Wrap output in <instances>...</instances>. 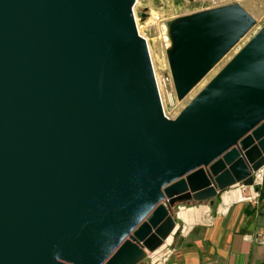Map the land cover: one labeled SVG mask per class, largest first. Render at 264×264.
<instances>
[{"label": "water", "instance_id": "95a60500", "mask_svg": "<svg viewBox=\"0 0 264 264\" xmlns=\"http://www.w3.org/2000/svg\"><path fill=\"white\" fill-rule=\"evenodd\" d=\"M135 7L0 0V264H143L175 208L264 169V27L172 119ZM256 25L239 4L166 22L178 102Z\"/></svg>", "mask_w": 264, "mask_h": 264}, {"label": "rangeland", "instance_id": "374dc122", "mask_svg": "<svg viewBox=\"0 0 264 264\" xmlns=\"http://www.w3.org/2000/svg\"><path fill=\"white\" fill-rule=\"evenodd\" d=\"M232 4L241 5L256 20V27L218 64L183 102H178L174 86L172 87L168 81L171 74L166 51L170 47V42L167 38L166 22L177 17ZM142 13L147 15L144 21L140 17ZM135 16L139 32L148 43L155 76H157L159 81L162 80L160 81V87L165 113L167 117L174 119L264 27V0H136ZM263 178V173H261V175L255 177V185L253 187L231 189L217 198L215 207H204L214 215L218 208L220 209L224 203L226 204V198H229L232 203L237 202L233 199V194L236 193H241L243 198L241 201L246 202L252 195L256 194V188L260 189ZM178 215L177 213L174 214V219L179 230L174 235L165 256L161 258L158 264H167L174 254L176 245H180L182 237L190 228L187 225L189 222L186 218H181ZM203 219L199 217L198 221L205 222L206 219L205 221ZM143 264H152V261L148 258Z\"/></svg>", "mask_w": 264, "mask_h": 264}, {"label": "crops", "instance_id": "0c3cea01", "mask_svg": "<svg viewBox=\"0 0 264 264\" xmlns=\"http://www.w3.org/2000/svg\"><path fill=\"white\" fill-rule=\"evenodd\" d=\"M255 193L246 202L224 203L214 215L208 204L184 208L190 228L167 264H264V178ZM168 247L156 255L162 258Z\"/></svg>", "mask_w": 264, "mask_h": 264}, {"label": "bare ground", "instance_id": "6f19581e", "mask_svg": "<svg viewBox=\"0 0 264 264\" xmlns=\"http://www.w3.org/2000/svg\"><path fill=\"white\" fill-rule=\"evenodd\" d=\"M136 17V16H135ZM137 26H138V24H137ZM138 29H139V27H138ZM140 33V32H139ZM150 54H151V52H150ZM151 56V55H150ZM152 60V59H151ZM156 80H157V84H158V88H159V92H160V95H161V87H160V81H162V80H158V78H157V76H156ZM169 80L170 81H172V78H171V76H169ZM162 85V84H161ZM171 86L173 87V82L171 83ZM161 100H162V98H161ZM233 199H235V200H240V199H243L242 198V194L241 193H236V194H233ZM231 201H230V199L229 198H226V203L228 204V203H230ZM184 208H186V207H184ZM184 208L182 207V208H175V210L176 211H178L177 212V215L178 216H180L181 218H185V215H184V212H183V210H184ZM179 210H181L180 212H179ZM190 210V209H189ZM177 230H178V227L176 228V230L173 232V234L170 236V238L165 242V244H164V246L162 247V248H165V247H168L170 244H171V242H172V239H173V237H174V235L177 233ZM161 248V249H162ZM161 249H159V250H161ZM158 250V251H159ZM157 251V252H158ZM168 251V250H167ZM157 252H155V253H153V254H148V258L149 259H151V261H152V264H158V261H159V259L161 258L160 257V255H156V253ZM147 258V259H148Z\"/></svg>", "mask_w": 264, "mask_h": 264}, {"label": "built area", "instance_id": "2783aa9c", "mask_svg": "<svg viewBox=\"0 0 264 264\" xmlns=\"http://www.w3.org/2000/svg\"><path fill=\"white\" fill-rule=\"evenodd\" d=\"M168 81L170 84L172 83V81H170L169 78H168ZM261 173H263V170L261 172H259L258 174H256L255 177H258L259 175H261Z\"/></svg>", "mask_w": 264, "mask_h": 264}]
</instances>
